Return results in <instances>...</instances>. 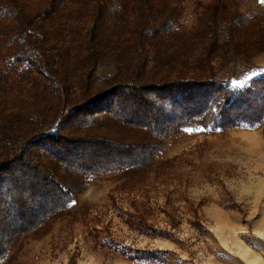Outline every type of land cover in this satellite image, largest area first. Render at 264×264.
<instances>
[{
	"label": "trees",
	"instance_id": "1",
	"mask_svg": "<svg viewBox=\"0 0 264 264\" xmlns=\"http://www.w3.org/2000/svg\"><path fill=\"white\" fill-rule=\"evenodd\" d=\"M170 1L0 0V260L65 214L86 178L115 172L130 188L171 135L264 120V71L234 87L213 65L263 51L264 17L238 0H194L184 21ZM103 65L114 73L99 78ZM110 247L131 260L162 254Z\"/></svg>",
	"mask_w": 264,
	"mask_h": 264
},
{
	"label": "rangeland",
	"instance_id": "2",
	"mask_svg": "<svg viewBox=\"0 0 264 264\" xmlns=\"http://www.w3.org/2000/svg\"><path fill=\"white\" fill-rule=\"evenodd\" d=\"M238 1L249 17H264V0ZM193 2L170 4L189 21ZM257 29L264 34V21ZM219 35L225 43V25ZM222 61L213 62L218 73L244 87L264 71V49L248 62L232 50ZM97 72L104 78L114 70ZM114 174L86 178L68 211L22 236L0 264H264V120L223 131L185 128L169 137L138 184L120 188ZM110 242L162 254L131 260Z\"/></svg>",
	"mask_w": 264,
	"mask_h": 264
},
{
	"label": "crops",
	"instance_id": "3",
	"mask_svg": "<svg viewBox=\"0 0 264 264\" xmlns=\"http://www.w3.org/2000/svg\"><path fill=\"white\" fill-rule=\"evenodd\" d=\"M204 131V130H203Z\"/></svg>",
	"mask_w": 264,
	"mask_h": 264
}]
</instances>
